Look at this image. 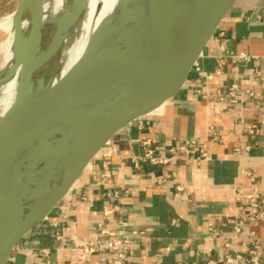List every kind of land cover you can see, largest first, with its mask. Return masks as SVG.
<instances>
[{"label": "crops", "instance_id": "0c3cea01", "mask_svg": "<svg viewBox=\"0 0 264 264\" xmlns=\"http://www.w3.org/2000/svg\"><path fill=\"white\" fill-rule=\"evenodd\" d=\"M234 83L254 95L237 104L218 100ZM146 139L159 155L196 140L210 159L198 160V144L189 157L178 151L168 164L139 159L136 165L132 159L142 155ZM112 185L127 201V233L143 231L131 239L130 264H226L220 260L225 253L246 252L254 241L264 264V217L250 222L236 241L227 223L237 199L247 203L253 188L260 190L264 207V0H239L181 93L123 131L52 216L23 237L8 264H77L73 243L107 239L97 225L104 222ZM57 229L64 241L54 237ZM108 257L101 249L86 264H107Z\"/></svg>", "mask_w": 264, "mask_h": 264}, {"label": "water", "instance_id": "95a60500", "mask_svg": "<svg viewBox=\"0 0 264 264\" xmlns=\"http://www.w3.org/2000/svg\"><path fill=\"white\" fill-rule=\"evenodd\" d=\"M238 2L120 0L75 71L55 83L82 5L66 33L57 28L45 46L42 0H18L12 44L18 80L13 104L0 114V264H8L23 237L52 216L123 131L181 93Z\"/></svg>", "mask_w": 264, "mask_h": 264}, {"label": "built area", "instance_id": "2783aa9c", "mask_svg": "<svg viewBox=\"0 0 264 264\" xmlns=\"http://www.w3.org/2000/svg\"><path fill=\"white\" fill-rule=\"evenodd\" d=\"M246 57V55H243ZM260 72L257 71V75L260 76ZM199 95L207 98L208 95L202 93L198 90ZM246 95L253 96L254 93L249 89L243 90L241 84L234 83L230 85L225 92H222L218 96V100L226 101L231 104L243 103ZM214 137L216 138V132L214 128H211ZM250 132H253L251 130ZM200 144L198 148V160H208L210 159V154L207 148L203 145L202 142L196 140H187L184 143L180 144L178 147L169 148V154L159 155L156 153L155 149L152 146L151 140H147L143 143V153L138 157H134L132 161L138 165L139 159L152 163L154 165L168 164L177 154L178 151L185 153L186 157H189L193 154V149L196 145ZM235 150L238 152L239 147H236ZM251 180H254V174L251 169L243 170ZM177 190H182L183 187L177 183ZM108 202L104 206V222L99 223L97 228L102 233L106 235L107 239L102 243H98L94 240H84L73 243L72 249L76 254L77 264H86L91 256L96 254L101 249H105L109 252V257L107 258V264H130L129 254L131 251V239L134 237H140L143 235V231L132 230L130 234L127 233L125 227L123 226V218L126 214V205L127 201L122 195L120 189L117 185H112L107 192ZM264 217V207L262 203V198L260 190L258 188H253L252 194L248 198L247 203H243L241 198L237 199L235 205V213L233 216L227 219L232 230V240H238L242 235L244 228L252 221L261 219ZM119 224V228H114L111 224ZM54 237L57 240L64 241L63 234L60 230L54 231ZM260 244L258 241H254L251 244V247L246 252H240L236 250H229L225 253L220 260L226 264H241L242 261L249 262L251 264H261V254L258 251ZM226 247L231 248V242L226 241Z\"/></svg>", "mask_w": 264, "mask_h": 264}, {"label": "bare ground", "instance_id": "6f19581e", "mask_svg": "<svg viewBox=\"0 0 264 264\" xmlns=\"http://www.w3.org/2000/svg\"><path fill=\"white\" fill-rule=\"evenodd\" d=\"M119 2L120 0H42L44 27L47 29L45 46L49 44L57 28L61 33H66L78 6L82 5L81 15L69 30L59 54L60 71L55 78V83L62 81L75 71L89 39L103 21L112 14ZM13 19V12L6 17H0V29L7 34L2 44L4 62L0 67V114L13 104L18 80L19 68L12 49ZM29 28L30 21L27 17L22 22L25 36L28 35Z\"/></svg>", "mask_w": 264, "mask_h": 264}, {"label": "rangeland", "instance_id": "374dc122", "mask_svg": "<svg viewBox=\"0 0 264 264\" xmlns=\"http://www.w3.org/2000/svg\"><path fill=\"white\" fill-rule=\"evenodd\" d=\"M18 0H0V17H6L10 15L16 9ZM7 34L0 29V67L4 62V52L2 50V44Z\"/></svg>", "mask_w": 264, "mask_h": 264}]
</instances>
